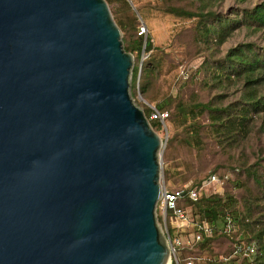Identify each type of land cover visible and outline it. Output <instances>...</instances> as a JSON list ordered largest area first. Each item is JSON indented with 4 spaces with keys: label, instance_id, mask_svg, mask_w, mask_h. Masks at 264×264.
Instances as JSON below:
<instances>
[{
    "label": "water",
    "instance_id": "obj_1",
    "mask_svg": "<svg viewBox=\"0 0 264 264\" xmlns=\"http://www.w3.org/2000/svg\"><path fill=\"white\" fill-rule=\"evenodd\" d=\"M121 35L107 0H0V264L170 261Z\"/></svg>",
    "mask_w": 264,
    "mask_h": 264
},
{
    "label": "trees",
    "instance_id": "obj_2",
    "mask_svg": "<svg viewBox=\"0 0 264 264\" xmlns=\"http://www.w3.org/2000/svg\"><path fill=\"white\" fill-rule=\"evenodd\" d=\"M130 1L107 0L110 4H118L116 10L128 11L131 14V18L121 27L123 46L137 61L142 51L145 54L139 76L138 63L132 67V89L135 91L138 80L139 90L147 100H152L149 88L162 70V58L157 52L161 48L153 44L149 35L144 36L139 32L141 24L139 16L146 22L147 6L136 3L138 11L136 14ZM196 1L198 4L195 5V9L179 5L166 7L168 12L176 16L195 19L193 39L196 42L204 43L206 46L213 44L218 48L241 27L259 32V36L264 39V0L252 5H235L230 7L228 12L214 7L220 0ZM210 54L197 69V73H201V88L210 91L217 85L226 83L225 81L231 83L242 79L240 99L220 104L218 100L222 93H214L207 98L197 96L183 98L181 95L166 94L154 104V107L167 112L165 119L182 126L187 132L185 141L189 145L202 143L205 136L222 144L226 139L240 143L251 131L254 133L257 120H259L257 128L264 130V45L251 40L242 41L228 47L220 56L213 57V54ZM215 98L219 99L215 101ZM151 108L147 105L143 107L148 118ZM149 121L155 130L160 128L159 119L149 118ZM169 141L167 139L166 145ZM255 151L257 152L254 160L246 165L237 162L228 164L230 172L236 179H232V185H237L238 190L228 189V182H231L229 179L228 182L219 185L218 189L206 192V187L202 185L203 181L217 171L208 172L199 179L187 180L184 183L187 187L196 188L198 196L192 199L186 192L179 197L178 204L189 209L194 219L208 220L212 224V233L202 235L191 244L177 247L176 256L179 264H264V147L256 146ZM247 179L248 184L245 183ZM180 187L182 185L171 189ZM226 214H229L236 224V230L231 232V236L223 228ZM166 219L170 235L186 232V226L179 227L171 223L169 215ZM240 242L243 244L254 242V252L235 256L236 254H233L235 245Z\"/></svg>",
    "mask_w": 264,
    "mask_h": 264
},
{
    "label": "rangeland",
    "instance_id": "obj_3",
    "mask_svg": "<svg viewBox=\"0 0 264 264\" xmlns=\"http://www.w3.org/2000/svg\"><path fill=\"white\" fill-rule=\"evenodd\" d=\"M257 1L259 0H220L214 7L223 12H228L232 6L252 5ZM136 3L147 6V20L145 22L138 15L139 22L146 26V31L143 32L144 36L149 35L153 44L161 48L157 52L162 58L161 73L156 75L153 84L149 88V95L152 100H147L139 90L138 80H136L135 91L132 89L131 69L129 74V91L133 101L138 106L142 107V109L146 105L153 107L166 94L181 95L183 98L192 96L207 98L214 93H222L220 99L215 98V101L219 99L220 104H227L240 99V92L243 89L241 85L243 82L242 79L231 83L225 81L226 83H223L221 86L217 85V87L209 91L201 88V73H197V69L205 58L210 57V53L213 54V57L220 56L228 47L238 42L251 40L257 42L259 45H264V39L259 36V32H254L247 27H241L236 29L218 48L213 44L206 46V44L198 43L193 39L195 25V19L193 17L185 18L176 16L166 10L168 5H179L185 8L195 9L194 7L198 4V1L135 0L133 2L131 0L132 10L138 14V11H136ZM108 5L116 23L121 28L125 21L131 18V14L128 11L116 10L118 9L117 3H108ZM144 57V52L141 53L138 61L133 56L132 67L138 63L139 68ZM160 121L161 126L156 130L162 139V146L159 150V159L161 162L160 182L168 188L183 185L187 180H196L208 172L217 171L216 174L218 173L220 182L216 180L212 181L205 188L206 192L218 189L219 185L228 182L229 179H231V182H228V189L238 190L237 185H232V179L235 178V175L230 172L228 164L237 162L246 165L254 160V155L257 152L255 151L256 146L257 148L264 147V130L261 131L256 126L259 120L255 124L254 133L251 131L250 135L240 143L226 139L222 144L216 139L205 136L202 143L190 145L185 141L187 132L183 130L182 126L176 125L165 118ZM258 136L262 138L259 139ZM167 139L170 141L166 145ZM245 183H249L248 179ZM160 204V201H158L155 214L158 225L165 233L164 217L161 214ZM185 228L187 229L186 232H180L179 234L188 240L193 232V224L190 223ZM172 235L174 234L172 233ZM172 260L173 257L170 262Z\"/></svg>",
    "mask_w": 264,
    "mask_h": 264
},
{
    "label": "built area",
    "instance_id": "obj_4",
    "mask_svg": "<svg viewBox=\"0 0 264 264\" xmlns=\"http://www.w3.org/2000/svg\"><path fill=\"white\" fill-rule=\"evenodd\" d=\"M146 26L141 23L139 32H145ZM152 110L149 113V118H157L159 120H162L167 116L166 111H160L156 109L154 106L151 108ZM219 176L216 173L210 174L209 178L203 181L202 185L204 187H207L210 185L212 181H218L220 182ZM229 177V175H227ZM187 192L188 196L192 199H196L198 196V191L194 187H187L186 184L182 185V187L177 189H171L168 188L165 185H162V191L161 196L158 199L160 201V209L161 214L164 217V226H165V233L167 236V243L170 249V261L173 257L172 262L169 264H179V260L176 256V250L177 247L183 245V244H190L194 242L195 240L202 237V235H210L212 233V224L208 220H198L194 219L192 214L190 213L189 209H186L178 204L179 197L183 196ZM157 201V204H158ZM156 204V205H157ZM169 215V220L171 223L177 225V226H188L191 222L193 223V232L191 233V237L186 240V238H183L180 234L174 233V235H170L167 230L166 225V217ZM224 226L223 228L229 235L231 236V232L235 230V222L234 220L229 216V214L225 215V221H223ZM233 234V233H232ZM255 248V243H246L243 244L242 242L236 243L235 249L233 254L235 255H243L246 253H253ZM190 263V261H189Z\"/></svg>",
    "mask_w": 264,
    "mask_h": 264
},
{
    "label": "bare ground",
    "instance_id": "obj_5",
    "mask_svg": "<svg viewBox=\"0 0 264 264\" xmlns=\"http://www.w3.org/2000/svg\"><path fill=\"white\" fill-rule=\"evenodd\" d=\"M171 263V262H170ZM168 264H169V262H168Z\"/></svg>",
    "mask_w": 264,
    "mask_h": 264
}]
</instances>
